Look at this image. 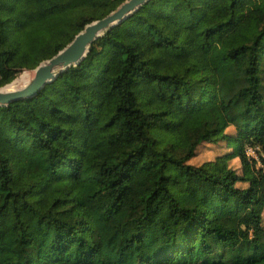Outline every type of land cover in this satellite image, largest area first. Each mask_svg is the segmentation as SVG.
<instances>
[{
    "label": "trees",
    "instance_id": "1",
    "mask_svg": "<svg viewBox=\"0 0 264 264\" xmlns=\"http://www.w3.org/2000/svg\"><path fill=\"white\" fill-rule=\"evenodd\" d=\"M125 1L0 0V88ZM249 149L264 155V0H151L0 107V264H264Z\"/></svg>",
    "mask_w": 264,
    "mask_h": 264
},
{
    "label": "water",
    "instance_id": "2",
    "mask_svg": "<svg viewBox=\"0 0 264 264\" xmlns=\"http://www.w3.org/2000/svg\"><path fill=\"white\" fill-rule=\"evenodd\" d=\"M151 0H126L114 12L103 19L94 21L75 36L70 44L51 59L41 63L32 72L33 78L25 86L17 89L10 84L0 88V107H8L16 102L38 96L48 85L71 68L79 66L88 56L91 46L114 28L135 15Z\"/></svg>",
    "mask_w": 264,
    "mask_h": 264
},
{
    "label": "rangeland",
    "instance_id": "3",
    "mask_svg": "<svg viewBox=\"0 0 264 264\" xmlns=\"http://www.w3.org/2000/svg\"><path fill=\"white\" fill-rule=\"evenodd\" d=\"M33 71V70H30ZM28 71H22L21 74L17 76L19 78L21 75L25 74ZM16 78V79H17ZM229 151V147L226 146V143H220L217 145H208L204 144L200 146L196 152V156L189 162L190 165L195 167H201L205 163L214 162L216 158ZM248 155L258 161V167L263 168L264 166V155L258 150H248ZM231 167L240 171V162L239 160H234L231 162ZM245 185L239 184V187H244Z\"/></svg>",
    "mask_w": 264,
    "mask_h": 264
},
{
    "label": "bare ground",
    "instance_id": "4",
    "mask_svg": "<svg viewBox=\"0 0 264 264\" xmlns=\"http://www.w3.org/2000/svg\"><path fill=\"white\" fill-rule=\"evenodd\" d=\"M33 74H34V72L28 71L25 74L21 75L18 78V80H16L14 82V84L11 86V88H13V89H15V88L19 89V88L25 86L26 84H28L31 81V79L33 78Z\"/></svg>",
    "mask_w": 264,
    "mask_h": 264
},
{
    "label": "built area",
    "instance_id": "5",
    "mask_svg": "<svg viewBox=\"0 0 264 264\" xmlns=\"http://www.w3.org/2000/svg\"><path fill=\"white\" fill-rule=\"evenodd\" d=\"M252 150V149H251Z\"/></svg>",
    "mask_w": 264,
    "mask_h": 264
}]
</instances>
